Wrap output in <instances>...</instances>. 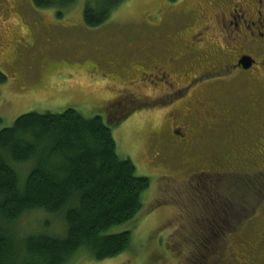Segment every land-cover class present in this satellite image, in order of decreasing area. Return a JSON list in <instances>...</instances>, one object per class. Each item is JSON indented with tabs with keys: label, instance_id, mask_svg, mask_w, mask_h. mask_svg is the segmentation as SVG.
Segmentation results:
<instances>
[{
	"label": "rangeland",
	"instance_id": "obj_1",
	"mask_svg": "<svg viewBox=\"0 0 264 264\" xmlns=\"http://www.w3.org/2000/svg\"><path fill=\"white\" fill-rule=\"evenodd\" d=\"M198 1L127 0L105 24L91 28L84 20L86 0H78L64 12L37 7L32 0H0V130L12 127L18 117L28 113L61 114L72 108L86 119L102 117L105 100L122 93L139 94L129 81L125 82V74L135 66L121 62L140 58L147 43L157 45L160 22L166 18V26L174 13L185 11ZM170 28L165 32L170 34ZM113 62H117L114 70L107 64ZM72 106L81 107V111ZM162 121L147 112H137L116 127L110 124L119 157L130 160L137 175L150 181L135 219L111 230L131 232L129 249L103 261L81 251L68 264H183L189 260L195 238L189 237L193 211H189L188 203L192 205L193 195L184 183L186 168L174 160L164 162L156 157L161 141L154 139L152 132ZM263 150L264 144L256 141L237 153L233 160L236 166L229 168L259 171ZM203 158V151L195 152L191 157L193 165H200ZM214 164L217 171L224 170L225 157L218 154ZM26 172H22V180ZM207 180L213 186L211 191L220 195L225 178L215 175ZM20 227L28 232H20L21 237L33 233L62 237L66 224L61 215L40 210L27 213ZM211 238L209 253L220 257L236 242L228 236Z\"/></svg>",
	"mask_w": 264,
	"mask_h": 264
},
{
	"label": "flooded vegetation",
	"instance_id": "obj_2",
	"mask_svg": "<svg viewBox=\"0 0 264 264\" xmlns=\"http://www.w3.org/2000/svg\"><path fill=\"white\" fill-rule=\"evenodd\" d=\"M165 20L157 45L147 43L140 58L121 62L135 66L125 82L140 93L105 100L101 118L121 122L147 112L163 120L152 132L161 141L156 157L186 168L184 183L193 195L189 237L195 238L183 264H264V150L259 171L229 168L237 153L264 144V0H199L166 26ZM107 64L114 70L117 62ZM198 151L205 158L193 165ZM218 154L225 157L224 170L214 164ZM215 175L225 178L220 195L207 180ZM239 183L246 190L239 191ZM209 236L236 242L220 257L209 253L210 243H200Z\"/></svg>",
	"mask_w": 264,
	"mask_h": 264
},
{
	"label": "trees",
	"instance_id": "obj_3",
	"mask_svg": "<svg viewBox=\"0 0 264 264\" xmlns=\"http://www.w3.org/2000/svg\"><path fill=\"white\" fill-rule=\"evenodd\" d=\"M77 1L32 0L62 12ZM125 1L86 0V25L105 24ZM110 124L69 108L61 114L28 113L0 130V264H68L81 251L103 261L129 249L131 232L111 230L135 219L150 181L119 157ZM243 187L240 183L239 191ZM40 210L64 218V236H19L28 233L21 219ZM211 237H201L200 243L213 246Z\"/></svg>",
	"mask_w": 264,
	"mask_h": 264
}]
</instances>
